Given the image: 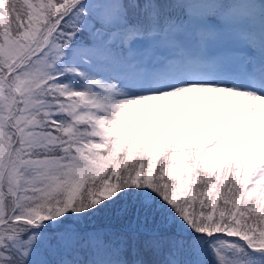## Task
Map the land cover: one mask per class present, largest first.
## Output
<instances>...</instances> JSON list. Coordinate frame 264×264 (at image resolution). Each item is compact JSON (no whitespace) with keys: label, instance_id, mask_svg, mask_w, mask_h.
<instances>
[{"label":"snow or ice","instance_id":"obj_1","mask_svg":"<svg viewBox=\"0 0 264 264\" xmlns=\"http://www.w3.org/2000/svg\"><path fill=\"white\" fill-rule=\"evenodd\" d=\"M0 264H264V0H0Z\"/></svg>","mask_w":264,"mask_h":264}]
</instances>
